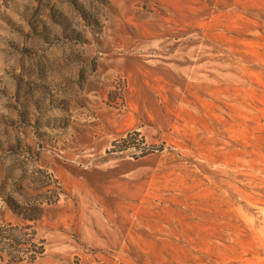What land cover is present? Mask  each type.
<instances>
[{"label":"rangeland","instance_id":"374dc122","mask_svg":"<svg viewBox=\"0 0 264 264\" xmlns=\"http://www.w3.org/2000/svg\"><path fill=\"white\" fill-rule=\"evenodd\" d=\"M0 264H264V0H0Z\"/></svg>","mask_w":264,"mask_h":264}]
</instances>
